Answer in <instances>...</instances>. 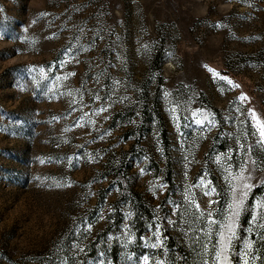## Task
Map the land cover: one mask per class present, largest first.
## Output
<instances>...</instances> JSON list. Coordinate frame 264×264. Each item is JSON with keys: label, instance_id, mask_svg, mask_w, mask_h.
<instances>
[{"label": "rangeland", "instance_id": "374dc122", "mask_svg": "<svg viewBox=\"0 0 264 264\" xmlns=\"http://www.w3.org/2000/svg\"><path fill=\"white\" fill-rule=\"evenodd\" d=\"M249 110L264 0H0V264H138L157 224L168 264H200L169 202L226 213L228 172L264 161ZM251 182L237 250L264 163Z\"/></svg>", "mask_w": 264, "mask_h": 264}, {"label": "snow or ice", "instance_id": "6c2138e0", "mask_svg": "<svg viewBox=\"0 0 264 264\" xmlns=\"http://www.w3.org/2000/svg\"><path fill=\"white\" fill-rule=\"evenodd\" d=\"M220 79L229 85L233 84L226 76H221ZM99 98L97 97V99ZM239 99L243 102L247 97L241 95ZM249 114L253 121L251 135L256 137L258 145L264 147V121H261V118L257 116L254 110H249ZM192 116L195 118L197 114L193 112ZM205 121L209 124L213 123L207 117L195 119L197 125H202ZM238 149L243 151V144H238ZM252 150V145L250 144L247 151L251 153ZM260 163H264V161H258L251 155H248L237 172H228L231 178L229 182L231 199L226 213L222 216L218 215L216 210L211 207V205L216 203L214 200L208 201L209 207L206 209H201L199 203H197L194 212L189 207L175 204L172 201L169 202L173 204V215H179L186 226L183 235L191 241L193 247L196 244L200 245V249L197 252L200 256V264H252V261H256V264H259L260 261L264 260V255H261V251H264V249L258 250L254 246L256 241L264 245V200H256L251 206L247 230L249 234L248 238L244 239L239 250L233 247V242L240 239L237 231L239 228V218L245 211H249L246 208V202L250 192L254 188L251 182L253 173ZM225 171L227 172L228 170L225 169ZM212 191L214 192L215 189L213 188ZM205 195H208L207 190L205 191ZM187 203L190 206L192 202L189 200ZM182 208L183 210L181 211ZM128 216H131V213H128L125 218L127 219ZM157 219L161 218L157 217ZM163 219H166L167 223L171 226H175L177 223L171 217H164ZM198 223L201 224L200 227H196ZM124 228L127 230L129 225L125 224ZM122 236L129 241L134 239L130 232L122 233ZM153 237L155 242L150 245L153 254L141 257L138 264H150V262L151 264H168V260L163 258L166 256L167 250L162 248L161 227L159 224L155 225ZM213 238H215L214 243ZM111 239L112 237H109V240ZM140 239L145 243V246H148L150 238L141 237ZM71 247L77 253L84 252V249L79 248L78 244H73ZM100 255L103 256L104 253L101 252ZM128 259L131 260V257H128ZM64 264H68V262L65 261ZM101 264H106V262L102 260ZM173 264H176V262L174 261Z\"/></svg>", "mask_w": 264, "mask_h": 264}]
</instances>
